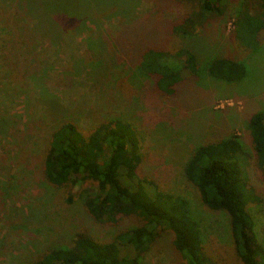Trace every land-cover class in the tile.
<instances>
[{
    "label": "trees",
    "instance_id": "16d2710c",
    "mask_svg": "<svg viewBox=\"0 0 264 264\" xmlns=\"http://www.w3.org/2000/svg\"><path fill=\"white\" fill-rule=\"evenodd\" d=\"M147 1L153 7L145 14H134L136 0H59L57 8L52 6L53 0L45 7L28 5L32 9L28 20L34 24L28 31L42 42L58 39L61 29L73 30L74 25L86 22L96 23L98 29L89 47L95 50L96 60L84 59L76 65L80 66L78 76L99 90L97 105L104 119L86 133L65 116L66 111L56 101L42 94L41 106L50 125L40 162L43 180L57 189H68L69 202L80 197L88 219L96 225L116 226L130 217L141 224L108 242L78 231L69 237L68 244L40 251L29 264H146L145 255L165 233L173 235L172 247L184 264H213L205 255L203 233L190 202L139 176L142 160L137 135L130 122L115 117V104L123 101L124 91L132 92L136 83L142 84L140 96L144 99L151 92L175 102L172 99L183 100L188 93L194 98L207 77L228 84L245 81L254 67V60L248 57L257 54L264 39V0ZM115 4L120 6L116 18L123 28L113 39L99 27V21L111 17L102 19L98 10ZM165 6L181 8L182 12L177 9L171 21L159 19ZM234 6V52L229 54L225 53V43L216 36L214 41L210 33L216 35L211 28ZM75 8L76 15L71 13ZM121 70L128 83H118L117 91L109 93L105 86ZM109 95L112 101H108ZM258 98L262 99L259 104L264 102V97ZM185 103L189 106L192 102ZM246 112V137L228 134L214 142L195 143L183 175L202 206L228 218L241 264H264V246L257 239L249 213L251 207L263 203L250 183L249 166L254 154V166L264 179V107L249 100ZM147 187L152 192L148 193ZM2 188L8 187L0 181ZM0 199V214L8 223L16 221V230L35 220L33 215L13 211L1 191Z\"/></svg>",
    "mask_w": 264,
    "mask_h": 264
},
{
    "label": "rangeland",
    "instance_id": "374dc122",
    "mask_svg": "<svg viewBox=\"0 0 264 264\" xmlns=\"http://www.w3.org/2000/svg\"><path fill=\"white\" fill-rule=\"evenodd\" d=\"M47 1L0 0V181L8 187L0 191L13 211L35 217L23 230H16V221L8 223L6 216L0 214V264H29L40 251L68 244L69 237L78 231L108 242L141 225L133 217L123 219L116 226L96 225L88 219L80 197L75 196L69 202L68 189H57L42 178L40 162L50 132L49 119L41 106L42 94L56 101L66 111L65 116L76 121L86 133L104 119L97 105L99 90L78 76L80 66L76 65L84 59L96 60L95 50L89 47L98 36L97 24L86 22L83 26L74 25L73 30L61 29L58 39L42 42L28 31L34 25L28 20L32 15L28 5L39 3L45 7ZM58 5L59 0H53L52 6ZM119 7L115 4L98 10L102 19L111 17L99 21V27L113 39L123 28L116 18L121 11ZM152 7L147 0H136L134 14H145ZM231 8L228 13L232 18L229 14L224 16L211 28L216 35L210 33L213 40L219 38L225 43V53L229 54L234 52L233 21L237 6ZM177 9L182 12L181 8L165 6L159 19L173 20ZM71 13L76 15L78 10L75 8ZM256 52L248 57L254 60L252 72L241 83L228 84L207 77L194 98L188 93L183 100L172 99L175 102L162 100L151 92L144 99L140 96L142 84L136 83L133 84L136 89L124 91L123 101L115 104L114 111L118 114L115 117L130 122L137 135L142 160L139 176L190 202L203 233L205 255L213 264L241 262L231 241L228 218L201 205L198 194L184 179L183 168L195 143L214 142L228 134L246 137L243 115L247 113V103L253 100L264 107L258 98L264 97V39ZM115 77L105 86L109 93L117 91L118 83L123 86L128 83L122 70ZM187 100L192 102L190 107L185 103ZM108 101H112V95ZM253 156L249 166L250 183L263 203L251 207L249 213L257 239L264 246V179L254 166ZM146 189L152 192L151 187ZM52 224L57 226L50 227ZM173 239L172 234L165 233L150 247L144 262L184 264L172 247Z\"/></svg>",
    "mask_w": 264,
    "mask_h": 264
}]
</instances>
